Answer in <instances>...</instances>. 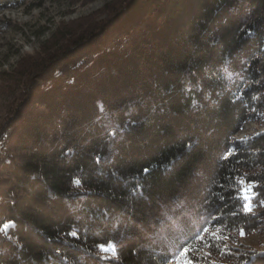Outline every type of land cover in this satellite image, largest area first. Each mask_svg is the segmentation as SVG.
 I'll list each match as a JSON object with an SVG mask.
<instances>
[{
  "label": "trees",
  "instance_id": "trees-1",
  "mask_svg": "<svg viewBox=\"0 0 264 264\" xmlns=\"http://www.w3.org/2000/svg\"><path fill=\"white\" fill-rule=\"evenodd\" d=\"M104 11L12 88L0 264H221L219 240L209 254L188 248L211 228L245 235L264 215V134L235 140L264 103V0Z\"/></svg>",
  "mask_w": 264,
  "mask_h": 264
},
{
  "label": "rangeland",
  "instance_id": "rangeland-1",
  "mask_svg": "<svg viewBox=\"0 0 264 264\" xmlns=\"http://www.w3.org/2000/svg\"><path fill=\"white\" fill-rule=\"evenodd\" d=\"M113 1L116 0H20L16 6L0 12V142L10 134L6 128L16 118V96L19 93L15 94L12 88L16 82L24 84L27 80L24 76L17 78L23 72L22 66L25 65L24 69L27 70L32 64L31 59H41L45 51L54 50L57 39L66 38L76 25L81 28L79 26L85 20H105L108 14L104 8ZM89 60L90 58L85 59ZM261 105V115L257 120L245 123L235 140L242 141L250 136L264 134V103ZM2 153L3 150H0V158L3 157ZM6 154H13L12 149L6 148ZM251 186L242 183L245 198L249 195ZM248 211L257 213L260 210L249 207ZM260 212L264 213V205ZM211 240L223 243L221 252L212 258L221 264L229 263L226 255L242 256V262L247 259L264 261V215L255 223L254 229L245 235L231 232L222 234L218 228L207 229L188 250L195 255L209 254ZM102 256L110 258L107 250Z\"/></svg>",
  "mask_w": 264,
  "mask_h": 264
}]
</instances>
